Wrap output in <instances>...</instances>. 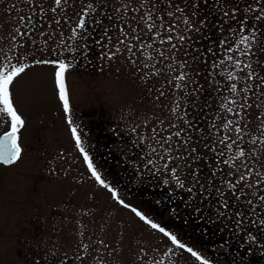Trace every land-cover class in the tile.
<instances>
[{
	"label": "rangeland",
	"instance_id": "obj_1",
	"mask_svg": "<svg viewBox=\"0 0 264 264\" xmlns=\"http://www.w3.org/2000/svg\"><path fill=\"white\" fill-rule=\"evenodd\" d=\"M19 1L0 0V67L9 63L28 65L10 87L13 105L25 124L18 133L20 159L10 165L0 164V264H203L187 247L210 264H264V226L253 223L264 218V206L250 212L252 206L247 204L252 200L257 205L258 195L264 194V190L258 192L255 183L257 178L264 179V143L260 142L264 140V52L260 51L264 48V19H255L264 9V0H195V5L187 0L188 7L175 0L185 10L175 17H164L166 25H176L170 43L169 32L160 29L157 37V28L147 27L153 21L161 23L157 19L162 13L160 0H66L62 6H56L55 0ZM14 2L23 6L11 8ZM89 4L95 8L92 17L101 23L95 25L92 20L103 42L100 58L93 65L86 57L74 62L75 47L69 37L72 24ZM237 6L239 11L233 19L231 9ZM31 9L39 12V18L41 14L46 16L41 17L39 29L26 23ZM225 11L228 16L223 15ZM149 12L154 13L151 21L147 20ZM21 16L25 17L23 22ZM242 17L248 21H242ZM186 18L200 31H189L183 23ZM241 21L245 25L243 33L239 31ZM216 26H228L232 33L235 29L239 39L249 34L248 29L257 28L255 40L250 39L254 54L246 56L235 51L233 61L238 59L241 64L237 67L232 62L231 67L229 62L230 70L209 66L208 70L194 71L191 62L205 60L204 54H194L197 40L208 35L212 48L225 43L224 38L214 36ZM104 28L111 41L103 35ZM19 32L26 35L21 37ZM179 35L186 39L179 40ZM137 36L139 40L134 39ZM129 44L133 45L134 55L128 51ZM241 46L243 50L245 46ZM109 53L115 55L109 58ZM42 60L57 63H36ZM59 61L69 65L65 72L68 111L57 83ZM141 61L145 63L139 70L136 66ZM181 73L185 80L177 81ZM203 74L209 77L204 82L212 85L209 93L201 95ZM177 83L182 87L178 89ZM232 84L236 85L235 92L229 86ZM229 88L232 93L226 94ZM98 114L103 121L97 120ZM229 120L233 124L224 129ZM10 126V116L0 112V133ZM237 126L242 129L243 140L231 149L220 144L225 135L237 139ZM73 127L80 134V145ZM181 130V137H172L171 154L177 155L179 144V154L187 158L174 160L168 170L160 172L152 165L146 168L148 159H153L156 166L163 164L156 163L159 158L151 151L156 148L160 152L157 141ZM188 139L190 143L185 147L182 141ZM253 140L257 142L253 144ZM81 147L92 158L105 184L92 175ZM241 147L246 156L225 164ZM107 148H113L117 155L107 156ZM192 148L196 152L187 156ZM219 152L224 155L217 156ZM119 156L138 175L147 174L152 183L164 184L167 180L166 185L179 202L168 206L156 199L160 213L156 207L139 205L138 198L127 192L128 186H117L114 180L126 176L119 170ZM245 161L255 171L241 195L229 189L227 182L235 183L239 175H246ZM174 166L183 188L171 173ZM232 171L235 174L229 175ZM188 188L193 189L191 193ZM201 195L202 203H190V199ZM225 200L230 203L228 209L223 208ZM217 207L224 211L223 217L217 214ZM133 208L171 231L187 247L181 249L153 229ZM196 208L201 211L195 212ZM237 209L248 213L239 227L234 217Z\"/></svg>",
	"mask_w": 264,
	"mask_h": 264
},
{
	"label": "snow or ice",
	"instance_id": "obj_2",
	"mask_svg": "<svg viewBox=\"0 0 264 264\" xmlns=\"http://www.w3.org/2000/svg\"><path fill=\"white\" fill-rule=\"evenodd\" d=\"M66 0H55V4L56 6H62L63 3H65ZM181 2L184 3L185 7H188V3L187 0H181ZM204 3H207V0H203ZM160 5L162 6V13L161 15H159L157 17V19H159L161 21V23L159 25H156L155 22L153 21L152 23H147V27L149 28V30L153 29V28H157V31L155 33V36L159 37L161 35V31L160 29H163L164 31H167L170 33V35H168L167 37V42H171L174 38V36L172 35V33H175L176 30V25L175 24H165L164 21V17L167 16L169 18L175 17L176 13H184V8L179 7V5L175 4V0H160ZM193 5H195V0H193ZM153 7H155V5H153ZM168 7H172L173 10L172 11H167L166 9ZM251 9H245V11H249ZM53 12L56 11V8L52 9ZM95 11V8L93 7V5L89 4L85 7L84 9V14L80 17L78 24L76 26V28H74L73 31V36L72 39H75L77 35H79L77 29L80 30H84L87 28L88 24H89V16L90 13ZM239 11V6L232 8L231 12L233 13V19L236 18L235 13ZM154 15V13L149 12L147 20L151 21L152 20V16ZM194 15V14H193ZM224 16H228L229 13L227 11H225L223 13ZM205 18L204 20L200 21V25L202 26L205 22H206ZM255 19L257 21H260L262 19H264V9H262L260 11V13L255 17ZM20 20L23 22L25 20V17L21 16ZM57 23H59V21H57ZM183 23L188 27L189 31H196L199 32L200 28L190 24L189 19H184ZM31 27L33 29L36 28V24L33 23L31 25ZM121 32H123V26L121 25L120 27ZM239 31L241 33L245 32V25L243 24V22L241 21V27L239 29ZM258 29L255 27H252L250 29H248L249 34L246 35H242L239 43L236 45L235 49H233L232 47H229L227 49L228 52H232V51H240L241 55H253L254 53L252 52V44L250 43V39L251 40H255L256 36L255 34L257 33ZM19 35L21 37L25 36L26 33L25 32H19ZM105 37H107V39L109 41H111L112 37L108 36L107 34V30H105L104 34ZM127 38V37H126ZM176 38H178L179 40L183 41L186 39V37L184 35H179ZM190 39V37H187ZM82 39H86V37H82ZM134 39L139 40V37H134ZM164 40H161V43H164ZM97 43H99V41H97ZM121 44L124 43V40L120 41ZM240 45H244L245 48L243 50L240 49ZM151 45H149L150 47ZM85 48H87V45H84ZM141 48L144 47L143 44L140 45ZM173 48L176 47L175 44L172 45ZM128 51L129 53H131L132 55H134L135 53L132 52V48L133 45H127ZM116 51H119V47L117 46ZM209 52L212 51L211 48L208 49ZM260 51L264 52V48L260 49ZM163 53H161L162 55ZM115 53H109L108 56L109 58H112V56H114ZM229 60H233V56H228L227 57ZM10 60V58H9ZM135 61H133L134 63ZM235 65L237 67H240L241 61L240 60H235ZM36 63H57V61H48V60H42V61H36ZM28 67L27 64H22L20 66H16V65H11L9 64H4L2 67H0V112H4L7 113L10 118H11V129L10 131H7L4 133L3 136H0V161H2L4 164H13L15 161L19 160L21 157V153H22V149L20 144L18 143L19 140V136L18 133L20 131V129L24 126L25 121L22 119V117L18 114L16 108L13 105V99H12V93L10 90L11 85L13 84V81L16 77H18L21 73H23L25 71V69ZM69 65L63 61H59L58 62V72L56 73L57 76V83L59 84V89H60V98L63 100L64 102V108L66 111L69 110V102H68V96L66 93V88H65V72L68 69ZM145 67H148V65H145ZM181 67H183V64L181 65ZM244 67H251V65L245 64ZM251 75V74H250ZM230 79L232 78L231 76L229 77ZM262 80H264V78H261ZM177 81H183L185 80V75L183 73H181L179 76L176 77ZM176 87L179 89L182 87V85L180 83H177ZM259 87V85H258ZM231 90L233 92L236 91V85L232 84L231 85ZM245 92L249 91V88H245L244 89ZM233 103H235V101H233ZM225 107H227V105H225ZM229 112L232 111L231 108L228 109ZM69 123H72L71 118H69ZM185 123H189L188 121H185ZM233 124V121L229 120L226 124L223 125L224 129H228L230 125ZM173 127H175V125H173ZM134 131V129H133ZM153 133L156 132L155 129L152 130ZM181 131H176L173 134H169L167 137H161L160 141H157V143L160 144V152H157L156 148H152L151 151L156 153L157 157L159 158V160L156 162L157 164L159 163V161H163L162 165L156 166V164H154V160L153 159H148L145 163V167L148 168L149 165H152L155 169L156 172H160L162 170H168L169 168V164L172 163L174 160H185L187 157L179 154L178 149H179V144H177V155H172V151L173 149L171 148V141H172V137L173 135H175L177 138L181 137ZM236 133H237V139L233 140L232 137L225 135L220 141L219 143L222 145H225L226 148L231 149L233 144H237L238 145V141H242L243 140V135H242V129L237 126L235 129ZM72 132L75 135L77 144L80 145L81 144V137L80 134L77 131L76 127L72 128ZM257 140H259V138H257ZM257 140H253V144H255L257 142ZM227 141H231L230 143H226ZM261 143H264V140H260ZM183 145L185 147H187V145L190 143V139L188 140H183L182 141ZM165 145H168V147H165ZM206 147H209V145H205ZM81 152L84 153V157L85 159L88 161V166L92 171V175L95 176V178L101 183V184H105L104 180L101 179L100 177V173L97 171V168L95 166V164L93 163L92 158L89 156V154L87 152H85L84 148L81 147L80 148ZM212 151L215 152V148H212ZM196 152V148H192L190 151H188L187 156H191L192 153ZM217 156H222L224 155L223 152H219L216 153ZM249 155H253V153H249ZM246 156V152L244 150V148H239V151L235 154V157H232L230 159H226L224 161L225 164H230L232 163L233 160L235 159H239L242 157ZM198 158V157H197ZM243 167L245 169L246 175L241 174L239 175L238 179L236 180L235 183H233L232 181H228L227 182V186L229 189H231L233 192H237L239 191V193L241 195L244 194V188L248 187V183L247 181L252 177L253 173H254V169L247 163V161L244 162ZM176 172H177V167H172L171 168V173L172 175L176 178L178 186L183 188L184 184L182 181H180L179 177L176 176ZM229 175H234L235 172H229ZM257 176H259V174H257ZM198 182V181H197ZM164 184H167L168 181L164 180L163 181ZM256 186L259 191H262L264 189H261V185L264 184V179H260L257 178L256 181ZM238 185H243L242 187L238 188ZM105 187H107V185H105ZM192 188H188L187 191L189 193L192 192ZM217 191L219 192V189H217ZM237 199H239V196L237 197ZM258 200V204L257 205H253V201L252 200H247V204H249L250 206H252L249 211H255L256 207L258 206H264V194H260L257 197ZM121 204H124L123 200H120ZM159 203V202H158ZM125 207H129V205H125ZM223 208L224 209H228L230 208V203L225 200L223 202ZM134 212H136V215L139 216L142 220L146 221L149 225H151V227L153 229H158L161 233H163L164 235L168 236L171 241L174 244L179 245V247L181 249H184L185 247H187L185 244L181 243L180 240L178 239V237L176 235H174L171 231H166L165 227H162L161 224L158 223H154L151 219H149L143 212H139L137 211L135 208L132 209ZM172 211H175V209H172ZM201 211L200 208H196L195 212L199 213ZM217 214L221 217H223L225 215L224 211H221L219 207H217ZM248 215V213L246 212H242L239 211L238 209L234 212V217L236 218V224L237 227H239L240 225H242L243 223V218H245ZM259 223L260 225L264 226V218H260L258 221L254 220L253 223ZM250 239L255 240L256 237L255 236H251ZM187 251L189 253H191L193 256H195L198 260H201L203 262V264H210L209 260L205 259L199 252L194 251L191 247H187ZM161 264H163V262H161Z\"/></svg>",
	"mask_w": 264,
	"mask_h": 264
},
{
	"label": "trees",
	"instance_id": "obj_3",
	"mask_svg": "<svg viewBox=\"0 0 264 264\" xmlns=\"http://www.w3.org/2000/svg\"><path fill=\"white\" fill-rule=\"evenodd\" d=\"M242 18H243L242 21H248L247 18H245V17H242ZM253 18H254V16L252 17V19ZM215 29L217 31H215L214 36H219V37L224 38L225 43L217 45L215 48L214 47L212 48L210 45L209 39L207 38L208 35L202 36L200 38L201 41L197 40L196 44L194 45V48H193L194 54H199V53L202 55L204 54L205 60H202V61L198 60V62L195 60L192 61L191 63L194 66V68H193L194 71L196 69H198V71H200V68H204V69L208 70L209 66H211V67L213 66L217 69H225V70H230V68L232 67L231 63L234 61L229 60L227 57L233 56V58H234L235 50L232 52H228L227 49L229 47H232L233 49H235V47L239 43L240 39L237 35H235V29H233L234 33H232L230 31V27H228V26L225 28H221L219 26H216ZM230 38H232V39L230 40ZM233 38H235V39H233ZM233 40H235V41L233 42ZM201 43H203V44L201 45ZM209 48L212 49L211 52L208 51ZM208 54H211V56H208ZM213 56H221V57L219 59H216L215 61H212L209 58H211ZM229 62L231 64V67L229 65V68H228ZM144 63L145 62H143V61L138 62L136 67H140L138 69L142 70L141 68H142V65ZM219 65H221V66L219 67ZM234 72H232V73H234ZM215 76L216 77L218 76V79L220 78V75L217 72H215ZM148 77L149 76H147V78ZM208 78H209L208 75H204V74L201 75V79L203 80V84L201 85V87H203V92L201 93V95L207 94L211 91L210 86L212 84H210L208 82H204V80H208ZM143 83L145 85H147V83H145V81ZM149 84L151 85L150 81H149ZM229 86H231V85H229ZM224 87L228 88L227 85H225ZM199 88H200V86H199ZM225 91H226V94L232 93L230 88H229V90L226 89ZM107 150H110L109 152L105 153L107 156L109 154H112L111 156H113V157L117 155L116 154L117 152L115 153V150L113 148H107ZM99 153H100V151H99ZM117 158L119 159L120 156ZM114 160L116 161L117 159L115 158ZM117 161H120L119 162L120 172H123V175H126V176L117 177V178H114V180L118 184L117 186H119V185L123 186V184H124L126 187V185H127L128 186V187H126L127 192L129 193V195L134 194L138 198L139 205L146 204V205H148V208H150V206L156 207V212L160 213L161 207H160L159 203H155L156 199H160L163 204H167L168 206L175 204L176 198H174L173 194L170 192L169 186H167L166 184H161L162 182H160V181H157V182L154 181L155 183L154 182L152 183V181H150V177L146 178L147 174L141 173L138 175L137 172L135 171V169H133L129 165H127L124 162V160L119 159ZM113 173H115V171H113L111 174L114 175ZM156 183H159V184H156ZM158 205H159V207H158Z\"/></svg>",
	"mask_w": 264,
	"mask_h": 264
},
{
	"label": "flooded vegetation",
	"instance_id": "obj_4",
	"mask_svg": "<svg viewBox=\"0 0 264 264\" xmlns=\"http://www.w3.org/2000/svg\"><path fill=\"white\" fill-rule=\"evenodd\" d=\"M27 1H29V0H27ZM16 5H17V3L14 2V4H12L11 8L21 7L22 4L18 5V6H16ZM26 7L29 8V5H26ZM37 13H39L37 10L32 11V9H31V10H28L27 15H26L27 16L26 17L27 25L31 27L32 23H35L37 25L35 29H39L41 24L43 23V20L41 17H43L44 19L46 18V16L44 14H41V17H40L41 19H40L38 17V15H36ZM29 20H31V23L29 22ZM92 20L94 21L95 25L101 24L100 22L98 23L94 20V18L92 17V12H91L90 16H89L90 22H89L87 28L84 30L77 29L79 35H77L75 39H72V36H73L72 30L74 28H76L75 26H76V24H78V21H79L78 20L75 24L74 18H73V22H74L73 24H75V25L73 26V24H72L71 31L69 32V34H70L69 37H71V40H73L70 44H72L75 47L76 57L74 59V62H81L83 60V57H86V58H88V62L92 63V65H93V64H96L100 58V55H99L100 52L99 51H100V47L102 46L103 42L100 38V34L97 31V27L92 24ZM60 25H62V24H60ZM105 30H107V28L103 29V31H105ZM82 37H86V39H82ZM97 41H99V43H97ZM84 45H87V48H85ZM100 115L101 114L97 115V120L103 121L104 119L102 117H100ZM0 164L5 165L2 163H0ZM203 198H204L203 195L199 196L198 198H192V199H190V203L191 204L192 203H202ZM175 201L179 202L178 199H176Z\"/></svg>",
	"mask_w": 264,
	"mask_h": 264
},
{
	"label": "water",
	"instance_id": "obj_5",
	"mask_svg": "<svg viewBox=\"0 0 264 264\" xmlns=\"http://www.w3.org/2000/svg\"><path fill=\"white\" fill-rule=\"evenodd\" d=\"M30 19H31V18H30ZM29 22L31 23V20H29ZM32 24H33V23H32ZM36 26H37V25H36ZM10 129H11V126L9 127V129H7L6 131L2 132V133L0 134V136H3L4 133L7 132V131H10ZM0 163L4 164L2 161H0ZM5 165H7V164H5Z\"/></svg>",
	"mask_w": 264,
	"mask_h": 264
}]
</instances>
